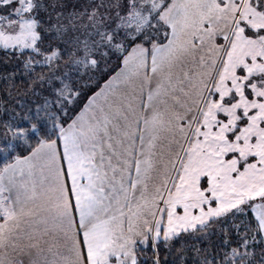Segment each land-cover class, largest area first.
<instances>
[{
  "label": "crops",
  "instance_id": "crops-1",
  "mask_svg": "<svg viewBox=\"0 0 264 264\" xmlns=\"http://www.w3.org/2000/svg\"><path fill=\"white\" fill-rule=\"evenodd\" d=\"M235 1L174 0L164 12V42L132 46L56 139L1 169L4 264H134L150 239L264 195V96L259 113L257 103L246 107L245 95L249 83L264 79L260 36L235 29L232 46L240 51L228 49L219 61ZM232 82L247 117L233 139L238 115L232 128L231 104L220 103ZM259 203L253 213L264 234Z\"/></svg>",
  "mask_w": 264,
  "mask_h": 264
},
{
  "label": "trees",
  "instance_id": "trees-1",
  "mask_svg": "<svg viewBox=\"0 0 264 264\" xmlns=\"http://www.w3.org/2000/svg\"><path fill=\"white\" fill-rule=\"evenodd\" d=\"M173 1L0 0V28L13 36L28 29L32 38L31 45L28 39L0 42V171L38 143L56 139L132 46L164 42V12ZM252 3L264 13V0ZM244 30L263 37L264 48V31ZM263 196L157 240L161 257L167 246L169 264H260L264 235L251 206ZM157 241L137 249L134 264H152Z\"/></svg>",
  "mask_w": 264,
  "mask_h": 264
},
{
  "label": "rangeland",
  "instance_id": "rangeland-1",
  "mask_svg": "<svg viewBox=\"0 0 264 264\" xmlns=\"http://www.w3.org/2000/svg\"><path fill=\"white\" fill-rule=\"evenodd\" d=\"M252 2H253V0H250V4ZM246 3H249V0H237V1H235V4H234L235 5V10H234V12L232 14L231 27H230V30H229L228 34L224 38V42H223V46H222V55L219 58L220 62L221 61L223 62V55L226 54L228 49H230L231 50L230 53L234 54V55H238L237 53L240 51V50L237 49V47L235 48V47L232 46V44L234 42L233 38H234V35H235V29H237V28L239 29L240 26H242L244 34L246 33V31L244 30V27L245 28L248 27V28H250L252 30H259V32L264 31V24L260 22L261 20H263L264 17H260L259 18V16H258L259 13H260V10H258L254 6L255 5L254 3H252L251 6L250 5L246 6ZM25 4H27L26 1H25L24 6L22 8L25 7ZM245 7H247V10H244ZM243 10H244V13L247 11L245 15H247V14L249 15V17L245 18V20L243 19L244 16H242L243 15ZM256 17H257V21L255 22L254 20H255ZM24 27H28V26H24ZM29 35H31V34H30V30H28V29L27 30H23L22 32H20V34H16V36H13V34L12 33L10 34L9 31L5 32L4 28H0V42H2L5 45H8V46H13V43L18 42V41H20L19 42L20 44L23 43L24 41H26L28 39ZM260 38L262 40L263 37L260 36ZM28 40H29V43L31 45L32 44L31 36L29 37ZM231 58H233V57H231ZM238 59H239V57H238ZM263 59H264V57H263ZM247 60H249V59H247ZM231 68H232V72L233 73L235 72V74H240L242 72V70H241L242 68H239L238 64H236V63H234ZM216 78H217V76H216ZM254 80L257 81L259 84L258 83H249V85H248L249 89L246 90V92H245V95L248 98L246 107H249V106L254 105V104L257 103L256 104L257 105V109H258L257 112L261 113L260 112L261 108H260V104L259 103L262 102V101H260V96L261 95L264 96V79L263 78H255ZM261 81H263V82H261ZM219 85L221 86V84H219ZM250 85H251V87H250ZM227 87L228 86H226V85L224 86L225 90L227 89ZM229 87L231 88V91L228 90L225 93V96L223 95V92L221 93L222 95L220 96V103L223 104V105H226L228 103L231 104V112L232 113H230V116H229V113H226V115H227L226 116V120H227V124H230V125L232 124V128H233V127H235L234 123H233L234 122V117L233 116L237 117V115H238V117H237L238 119L235 121L236 124H238L239 120H242V117H243V116L242 117L240 116V113H239V110H238V109H240L239 108L240 101L242 102V100L239 99V97H242L243 93H240V85L238 83H233L232 82V83L229 84ZM232 87H234L235 89H232ZM242 89L243 88L241 87V90ZM250 91H251V95H250ZM252 92H253V94H252ZM254 95H256L257 100H255L256 98L254 99ZM249 98L251 100L253 99V101L249 100ZM261 98L263 99V102H264V97H261ZM241 106L245 107V104L244 105L242 104ZM250 110H252V109H250ZM250 110H248V109L246 110L247 114L250 112ZM236 112H238V113H236ZM243 114H245V113H243ZM245 118H247V117H245ZM245 118H244V122H243V120L241 121V122H243L242 124H244L246 122ZM251 120H252V118H251ZM254 120L249 121L250 122L249 124L251 125V128H252V126H255ZM236 126H238V125H236ZM262 127L264 129V125H262ZM238 128H239V126H238ZM238 128H237L236 131L239 130ZM236 131L232 130V132L230 133L231 136L228 135L229 138H231L235 134ZM252 131L255 132L256 128L253 129ZM233 138H234V136L232 137V139ZM255 139L256 138L254 137L252 143L254 142ZM247 140H248V138H247ZM229 143H239V142L238 141H230L229 140ZM247 192H249L248 189H247ZM258 196H260V195L251 196V197H258ZM231 197H232V195H230V198ZM242 202L232 205V208L239 207V205ZM257 204H260V203L256 202V203H254L251 206L252 212H254L253 207L255 205H257Z\"/></svg>",
  "mask_w": 264,
  "mask_h": 264
},
{
  "label": "snow or ice",
  "instance_id": "snow-or-ice-1",
  "mask_svg": "<svg viewBox=\"0 0 264 264\" xmlns=\"http://www.w3.org/2000/svg\"><path fill=\"white\" fill-rule=\"evenodd\" d=\"M8 3H11L12 0H7ZM6 6V5H4ZM254 243H259V241H254ZM147 247V246H146ZM243 247H247V242H244ZM155 255L152 258V264H169V259H168V247L165 246L164 247V255L163 257H161L160 253H161V247H160V242L157 241V245L156 247L153 249ZM183 259V257H182ZM248 259L251 261L252 260V255L249 254ZM257 259L260 261V264H264V252H262L260 254L259 257H257ZM0 264H4V259L0 258ZM145 264H147L146 260H145Z\"/></svg>",
  "mask_w": 264,
  "mask_h": 264
}]
</instances>
